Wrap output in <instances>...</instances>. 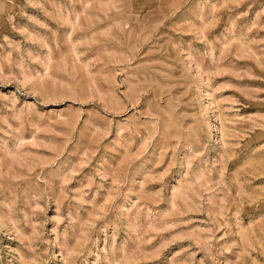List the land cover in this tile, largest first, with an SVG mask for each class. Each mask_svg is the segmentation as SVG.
<instances>
[{
  "label": "rangeland",
  "instance_id": "1",
  "mask_svg": "<svg viewBox=\"0 0 264 264\" xmlns=\"http://www.w3.org/2000/svg\"><path fill=\"white\" fill-rule=\"evenodd\" d=\"M0 264H264V0H0Z\"/></svg>",
  "mask_w": 264,
  "mask_h": 264
}]
</instances>
